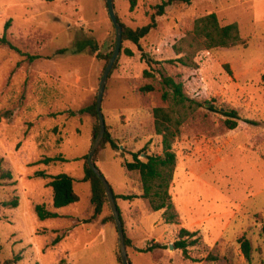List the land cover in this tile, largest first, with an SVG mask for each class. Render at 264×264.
<instances>
[{"label":"rangeland","instance_id":"374dc122","mask_svg":"<svg viewBox=\"0 0 264 264\" xmlns=\"http://www.w3.org/2000/svg\"><path fill=\"white\" fill-rule=\"evenodd\" d=\"M161 2L136 0L132 9L130 0L114 5L119 20L136 28L149 22ZM211 12L221 25L235 22L244 44L196 48L194 21ZM156 20L140 45L161 63L147 65L134 43L121 42L102 101L105 130L120 149L107 144L95 162L114 193L136 195L116 200L132 241L126 247L130 264H264V0L176 2ZM6 23V36L20 53L0 43V264H120L109 204L90 222L82 221L93 213L83 156L95 119L80 110L92 102L104 70L96 53L110 50L115 40L104 0H0V36ZM60 48L68 51L58 53ZM23 53L37 57L29 61ZM183 55L187 64L167 62ZM160 72L181 82L191 99L172 113L182 119L172 143L173 223L163 220L162 210L150 209L138 171L123 166L132 152H162L152 109L173 106L170 97L162 98L168 88ZM220 110L236 112L237 125L229 128L230 117ZM45 156L61 158L37 163ZM6 171L10 177L1 176ZM37 171L74 178L79 200L56 209L63 216L36 215L37 203L54 210L50 178ZM180 227L197 232L191 258L170 247ZM243 237L250 242V259L242 251ZM155 243L163 247L138 250Z\"/></svg>","mask_w":264,"mask_h":264},{"label":"trees","instance_id":"16d2710c","mask_svg":"<svg viewBox=\"0 0 264 264\" xmlns=\"http://www.w3.org/2000/svg\"><path fill=\"white\" fill-rule=\"evenodd\" d=\"M52 1V0H45ZM191 0H162L161 3L155 5L154 12L150 15V20L148 23L138 26L136 28H132L130 26L125 25L120 21L122 27V41L128 40L134 43L137 46V49L140 51L141 59L146 62L147 65H151L152 63H161L158 60H152L144 51L142 46L140 45V39L145 37L152 29L156 28L157 20L156 17L164 14L165 7L169 4L182 2L189 3ZM136 0H130V8L134 6ZM105 3V0H104ZM106 6V3H105ZM118 17V16H117ZM8 23L5 24L4 33L0 36V43L9 46L13 50H17L20 53V49L13 45L6 36V29ZM192 35L196 48H205L211 49L214 47H228L244 44V38H242L238 25L235 22L227 23L221 25L218 21L217 15L214 12L206 14L204 16L198 17L194 21V26L192 30ZM182 41H186L182 39ZM188 46H193L191 41L187 42ZM115 46V40L112 43V48L105 53H96V57L104 61V67L107 64ZM122 47V46H121ZM97 46H91L90 51H97ZM174 50L179 53L182 51L181 46L175 44ZM68 51L67 48L58 49V53H64ZM74 52H78L79 49H74ZM125 54L132 55V50L129 48L124 49ZM194 53V52H193ZM27 56L28 60L36 58V55H31L27 53H23ZM185 55L181 57H177L176 59H168L167 62L174 63L180 62L181 64H187ZM188 57V56H187ZM118 58L115 59L112 70L116 68ZM110 73V72H109ZM143 74L145 76L151 75L148 69H144ZM160 76L162 77V83L168 88L162 93V98L166 99L170 97L173 108L167 109L161 106H155L152 109L154 116V128L156 134L161 136L162 143V152L160 154L156 153H147L145 150H141L138 152H132V160L124 161L123 166L128 170H137L140 177L142 193L141 196L146 198L149 203V207L151 210H162V218L166 223L177 222V213L175 211L174 205L172 203L171 195L169 193V186L173 178L174 168L176 166V155L172 150V143L176 138L179 125L182 122V119L179 117H174L173 112L174 108L178 105H185L188 102H191V99L183 92L182 83L176 81L172 76L165 75L163 72H160ZM109 77V76H108ZM147 89H151L152 86L148 85ZM145 89V86L143 87ZM96 95L90 104L82 108L80 111L87 112L92 117H94L95 121L91 130V140L90 144H92L96 135L99 131V122L97 116V110L95 107L96 104ZM221 113L230 117L226 121L228 122L229 128H233L237 125L240 117L233 110H220ZM68 113L74 115L75 112L73 110H68ZM109 145L113 150L120 149V145L117 141L112 137L111 133L108 130H105L102 140L97 147L94 154V161L96 162L97 155L106 145ZM144 152V157L140 158L139 155ZM87 154H84L83 158L86 165V175L84 180H89L91 183V203L93 204V213L90 217L82 219L83 222H90L94 219L98 214L102 212L103 205L108 203V199L105 193L104 186L97 175L92 171L87 162ZM61 156H45L42 159L38 160L37 163L43 162L48 163L50 161H55L60 159ZM11 173L6 171L2 173V177H10ZM37 176L41 177H49L48 185L52 189V208L47 209L43 203H37L34 206L36 215L40 219L45 218H54L58 216H63L59 214L56 209L66 206L70 203L76 202L79 200L78 194L73 189V181L74 178L64 172H60L54 175H46L43 171H37ZM136 195L131 194H116L114 193L115 200L118 197L124 199H131ZM12 206L17 205L16 199L10 202ZM117 203V201H116ZM110 206V205H109ZM119 209V207H118ZM120 212V209H119ZM112 223L115 224L114 217L112 212L107 217ZM120 219L123 224L124 235H125V244L126 247L130 245V238L126 235L124 222L120 214ZM116 227V225H115ZM260 232L264 235V222L261 226ZM196 231H190L185 227H180L177 233V238L173 242L174 248L178 249L184 258H191L189 247L195 245L198 242V237H196ZM59 239L56 237L55 242ZM163 245L161 243L150 244L144 247L138 248L140 251H152L154 248H162ZM242 251L247 259H250V242L248 239L243 237L241 241ZM117 260L120 264V256L119 250L117 251ZM9 260L4 261L3 264L8 263Z\"/></svg>","mask_w":264,"mask_h":264},{"label":"water","instance_id":"95a60500","mask_svg":"<svg viewBox=\"0 0 264 264\" xmlns=\"http://www.w3.org/2000/svg\"><path fill=\"white\" fill-rule=\"evenodd\" d=\"M105 3H106V8H107L109 18L112 22V25L115 28V46H114L113 52L107 64L104 67V70L102 72V75H101V78L98 84L95 107L97 110L99 131L89 148V151L87 154V162H88L89 167L97 175V177L100 179V181L102 182L104 186L105 193H106V196H107V199L110 205V209H111L112 215L114 217L115 225H116V230H117V235H118V250H119V256H120L121 263L130 264V261L127 255V250H126L123 224L120 219V212H119L118 205L114 197L113 189L111 188L107 179L101 173L100 169L97 167L94 161L95 151L97 147L99 146V143L102 140L104 132H105L104 115L102 112L103 95H104L107 79L109 76V72L112 68V65L117 55L120 52L121 42H122V27H121L120 21L118 20L116 11H115L114 0H105ZM170 247L173 248V245L171 244Z\"/></svg>","mask_w":264,"mask_h":264},{"label":"crops","instance_id":"0c3cea01","mask_svg":"<svg viewBox=\"0 0 264 264\" xmlns=\"http://www.w3.org/2000/svg\"><path fill=\"white\" fill-rule=\"evenodd\" d=\"M131 245H132V241H131Z\"/></svg>","mask_w":264,"mask_h":264}]
</instances>
